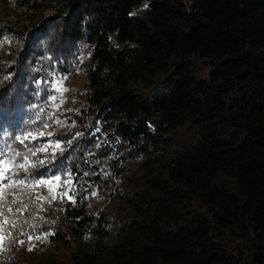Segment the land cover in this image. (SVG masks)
Returning a JSON list of instances; mask_svg holds the SVG:
<instances>
[{"label": "trees", "instance_id": "1", "mask_svg": "<svg viewBox=\"0 0 264 264\" xmlns=\"http://www.w3.org/2000/svg\"><path fill=\"white\" fill-rule=\"evenodd\" d=\"M57 2L16 29L20 48L0 61V128L15 134L32 116L31 95L46 99L49 71L72 69L87 51L77 129L56 134L67 150L30 172H71L74 202L16 200L1 255L264 264V0ZM130 158L140 164L126 171ZM96 188L110 191L99 205L89 200ZM37 232L44 254L30 249Z\"/></svg>", "mask_w": 264, "mask_h": 264}, {"label": "rangeland", "instance_id": "2", "mask_svg": "<svg viewBox=\"0 0 264 264\" xmlns=\"http://www.w3.org/2000/svg\"><path fill=\"white\" fill-rule=\"evenodd\" d=\"M28 3H32L34 6H29L28 4L22 3V0H5L2 7H0V26H7V34L3 36V43L6 45L4 49L0 48V61L15 56L17 50H19V37L16 34V29H29L38 17H45L51 15L59 6L57 0H27ZM2 44V45H4ZM34 66L42 68L38 60H34ZM89 63L88 52H84L80 55L78 63L70 70L65 71H54L50 70L48 76L46 77L45 84L47 85V97L46 99H41L40 89L37 90L36 94L31 95V105H37L33 108L31 112L32 116H27V120L24 121L20 126L17 127L15 134H20L24 131L28 132H51L53 135L51 137L45 135L40 139L39 142L46 143L51 140L53 142L60 141L54 139V136L59 132H75L77 125L74 118L71 116L73 114H80V106L86 100L87 96V85L88 76L85 70L86 65ZM40 76L38 81L40 82ZM59 81V85L54 88L52 86L53 82ZM62 86V87H61ZM66 89V91L62 90ZM55 96V100H50L49 97ZM63 101V103H61ZM57 105L59 107H57ZM43 109V111H41ZM41 113H44L43 119H41ZM39 117V119H38ZM47 124L48 127H43ZM5 133L9 131H3L0 133V143L7 141L8 143H13L12 140L8 138ZM99 139H105L103 136H99ZM62 144L63 142L60 141ZM15 147L16 144L14 145ZM140 164V159L130 158L124 162V167L126 171H129L132 167H137ZM66 171H54L50 172L49 175H40L39 177H34L32 173H29L31 179L28 184L31 186H23L15 189H9L6 193V200L0 201V211L3 215H0V236H7V224L9 219L8 209L13 207L12 200H18V203H23L24 205L30 202L41 204L45 201H55L59 199H68L67 196L62 194L67 192L71 196L69 188L73 186L66 185L63 183L66 179H71L66 175H62V179L59 182L53 180L51 188L48 185L36 186L33 181L35 179H46L53 173L62 174ZM21 178H24L21 176ZM125 179L124 177L115 176V180L119 182ZM95 193V195H93ZM55 195L57 199L52 200V196ZM110 191L105 192L101 188L94 189L89 200L93 205H99L102 200L109 197ZM38 197H44L45 199H38ZM31 203V204H32ZM35 233L31 240H29L30 249L35 251L36 254H44L46 249L45 235ZM36 237H40L37 239ZM2 245H0V264H29L32 260L33 253H26L19 258L14 257L10 259L7 255H1Z\"/></svg>", "mask_w": 264, "mask_h": 264}, {"label": "snow or ice", "instance_id": "3", "mask_svg": "<svg viewBox=\"0 0 264 264\" xmlns=\"http://www.w3.org/2000/svg\"><path fill=\"white\" fill-rule=\"evenodd\" d=\"M37 83H40L37 81ZM59 85V81L53 82L52 86L56 88ZM62 87V86H61ZM66 91V89H62ZM50 100H55V96L49 97ZM63 103V101H61ZM31 107L36 108L37 105H32ZM57 107H59L57 105ZM43 111V109H41ZM39 119V117H38ZM43 127H48L47 124H44ZM4 130L0 128V132ZM13 143H8L4 141L0 143V201L6 200V193L9 189H15L23 186H31L28 184V181L31 179L29 173L32 169L36 168H48L51 165L56 157L57 153L63 154L67 149L62 145L60 141H47L46 143H42L39 145H33L32 141H39L45 135L51 137L53 133L48 132H28L24 131L20 134H8L5 133ZM77 135H80L77 133ZM18 144L20 147H15L14 145ZM71 146V141H69V147ZM99 146V145H98ZM49 150H51L49 152ZM46 153L43 157H40L38 154ZM35 157V159H33ZM62 175H66L71 177L73 174L71 172H63L62 174L53 173L46 179H35L33 183L36 186L48 185L51 188L53 180L56 182L61 181ZM86 175V173H85ZM23 176L24 178H21ZM66 185H71L72 180L66 179L63 181ZM69 191L73 192V195L69 196L67 192L62 194L63 196H67V198L74 202V189L69 188ZM95 195V193H93ZM38 199H45L44 197H38ZM57 199L55 195L52 196V200ZM12 203H16V200L13 199ZM51 203V201H48ZM27 207V205H25ZM9 212L12 211L11 208L8 209ZM0 215H3V212L0 211ZM40 239V237H36ZM5 237L0 236V245L4 243ZM19 243L23 244V241H19Z\"/></svg>", "mask_w": 264, "mask_h": 264}]
</instances>
